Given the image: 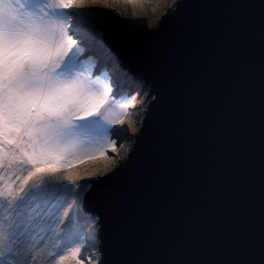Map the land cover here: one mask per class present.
I'll list each match as a JSON object with an SVG mask.
<instances>
[{"label":"snow or ice","instance_id":"6c2138e0","mask_svg":"<svg viewBox=\"0 0 264 264\" xmlns=\"http://www.w3.org/2000/svg\"><path fill=\"white\" fill-rule=\"evenodd\" d=\"M119 2L0 0V264H264V0Z\"/></svg>","mask_w":264,"mask_h":264},{"label":"rangeland","instance_id":"374dc122","mask_svg":"<svg viewBox=\"0 0 264 264\" xmlns=\"http://www.w3.org/2000/svg\"><path fill=\"white\" fill-rule=\"evenodd\" d=\"M167 5L163 0H137L136 3H125L120 0L112 10L113 15L118 16L120 19L138 20L143 19L147 24L160 16L161 12L166 11ZM118 9V11H116ZM127 143V141H125ZM93 161L86 160L79 162L74 167H84Z\"/></svg>","mask_w":264,"mask_h":264}]
</instances>
